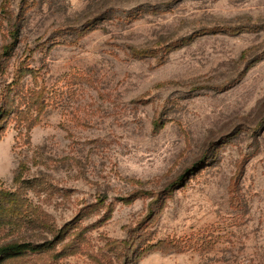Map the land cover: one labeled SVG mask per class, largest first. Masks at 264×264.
<instances>
[{"label":"rangeland","instance_id":"374dc122","mask_svg":"<svg viewBox=\"0 0 264 264\" xmlns=\"http://www.w3.org/2000/svg\"><path fill=\"white\" fill-rule=\"evenodd\" d=\"M15 29L0 98L45 103L0 114V246H54L0 264H264V0H0Z\"/></svg>","mask_w":264,"mask_h":264},{"label":"trees","instance_id":"16d2710c","mask_svg":"<svg viewBox=\"0 0 264 264\" xmlns=\"http://www.w3.org/2000/svg\"><path fill=\"white\" fill-rule=\"evenodd\" d=\"M11 42L6 45L2 53L0 55V76L5 72L8 68L9 61L13 57L14 51L17 49L19 42V31L15 29L10 32ZM23 71H17L14 75L13 81L9 84L8 95L2 96L0 98V114L7 115L14 111L16 113L15 107V99L17 96L21 95L24 100L27 102L24 104V109H27L29 113H32L36 108L37 110L41 109L45 103V99H43V92L32 91V89H28L24 92V88L21 87ZM13 93L12 100L7 101V97ZM23 111V110H22ZM19 111V112H22ZM22 119V116L19 117ZM33 119V116L31 117ZM33 123H30L32 125ZM20 174L15 176L16 184H19V190L24 189L31 190L33 188L32 183H25L19 181ZM27 185V186H26ZM1 195V194H0ZM22 197L19 192H10V193H2L0 196V232H3L6 227L8 230L17 229L21 227L27 218L25 212H20L22 207L25 206L21 203ZM12 204V207L8 208V206ZM54 246V243H43L34 245L25 239H12L5 242L0 246V256L3 259L8 258H18L22 257L28 253H39L44 249H51Z\"/></svg>","mask_w":264,"mask_h":264}]
</instances>
